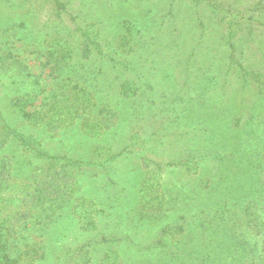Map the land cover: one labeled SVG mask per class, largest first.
I'll list each match as a JSON object with an SVG mask.
<instances>
[{
    "label": "rangeland",
    "instance_id": "1",
    "mask_svg": "<svg viewBox=\"0 0 264 264\" xmlns=\"http://www.w3.org/2000/svg\"><path fill=\"white\" fill-rule=\"evenodd\" d=\"M0 229L19 264H264V0H0Z\"/></svg>",
    "mask_w": 264,
    "mask_h": 264
},
{
    "label": "trees",
    "instance_id": "2",
    "mask_svg": "<svg viewBox=\"0 0 264 264\" xmlns=\"http://www.w3.org/2000/svg\"><path fill=\"white\" fill-rule=\"evenodd\" d=\"M221 162H224V160H222ZM238 163H240V165L243 164V166H240V165L237 164L238 168H237V171L235 173H233V181H232V185L234 183H236V186L233 185V189L236 188L237 192H234V190L231 188L232 186L231 187L227 186L228 180H224L223 179L224 186L225 187L227 186V187L231 188V191L228 192L229 196L227 197V201H224L225 205L227 206L226 208H228V209L230 208V206L242 205V204H239V203L241 202V200H244L247 197V195H248V193H246L247 192L246 188H244L243 185H245V184L248 185V184H250L249 182L253 183L254 180H255L254 179V177H255V173L254 172L255 171L254 170L252 171V169H250V172H248L246 170V168L244 167V166H246V163H242V162H238ZM201 164H202L201 162H198V165H201ZM217 165L218 164H216L215 166H217ZM248 165H251V163L248 162ZM209 176H212V175H209ZM223 176H226V175L223 173ZM217 185L221 186L220 183L219 184L217 183ZM237 186L240 187L241 189L237 188ZM221 188H223V187H221ZM239 192H240V194H238ZM174 229L175 230H180V229H182V227H178V225L176 227H171L170 224L166 223L164 225L163 231L164 232H166V231L169 232V231L174 230ZM0 230H2V229H0ZM4 235L5 234L0 231V264H19L20 263V258L22 257V254L18 253L17 255H12L11 253H9L8 245H7L8 243H7L6 237L3 238ZM191 240L193 241V238H191ZM166 246H169V245L167 244ZM177 252L179 253V251H177ZM175 255L177 257V254H175ZM90 260L91 259H89V261Z\"/></svg>",
    "mask_w": 264,
    "mask_h": 264
}]
</instances>
